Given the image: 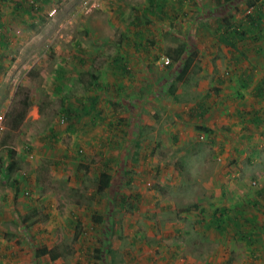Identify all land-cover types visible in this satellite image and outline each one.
Here are the masks:
<instances>
[{"label":"crops","instance_id":"1","mask_svg":"<svg viewBox=\"0 0 264 264\" xmlns=\"http://www.w3.org/2000/svg\"><path fill=\"white\" fill-rule=\"evenodd\" d=\"M81 1L83 0H4V4L0 5V112L5 113L9 108L8 95L16 90L18 78L20 81H32L28 84H34L37 91H41V96L47 99L41 103L34 95H29L28 98L19 95L11 119L6 124L8 130L0 134V176H4L0 179L1 233L12 232L15 236H24V233L30 232L38 242L32 249L24 242L20 243L19 248H14V244L0 248V264H3L4 260L7 261L6 264H41V196L38 198V194H41L42 155L54 157L47 159L54 165H47L46 169H43L48 173L56 172L59 164L69 162L71 164L66 174L71 175V181L82 183L87 176L93 175V178H89L90 183L105 187L110 183L111 176L118 173H129L128 175L133 177L142 175L138 170L142 165H135V168L121 167L122 158L126 155L131 158L133 154L140 157L145 151L148 154V146L143 147L145 151L142 152L137 148L139 143L157 145L159 141L162 143V149H168L171 144H180L184 148L183 156L182 153L179 155L181 160H185L182 163L186 167L184 172L191 178L200 173L198 184L201 185L202 192L195 196L187 194V197H192L195 201L192 206L179 211L183 217L181 232L184 239L180 244L173 240V252H169L171 242L163 243L165 239L160 241V236L155 235V228L147 231L152 241H155L153 246V242L150 245L152 252L154 253L157 247L160 248L154 264H264V210L253 208L254 212L244 214L245 204L235 199L241 196L244 187L240 182L244 181L248 173L251 176L255 172L254 168H249L250 165H244L242 172L238 167V160L242 158V144L250 143L248 145L259 148L258 151L263 150L260 155L263 160L261 171L264 170V83L258 86L259 80H264V23L258 26L259 31L256 30V25L249 22L243 25L246 33L237 34L233 38L232 49L218 40V36L224 31L223 26L219 28L215 24L213 31L209 30L205 34L202 28L200 39L189 48L187 36H182L181 30H187V23L182 21L188 15V3L194 0H147V4L146 0H139V5L144 7L137 8H133L138 6L136 0H100L105 9L103 12L99 14L97 11L84 16L83 22H69L67 18L70 16L76 19L82 15L81 11L77 10ZM240 1L243 9L239 7V0L230 2L234 7L231 10L235 17L230 18L232 22L239 21L244 14L254 12V5L247 3L249 0ZM203 5L221 7L216 5L214 0L195 2L198 9ZM132 8L134 10L131 12ZM51 9L55 11L49 16ZM153 25L162 27L159 37L155 34ZM117 28L121 33L113 41L106 38L108 33ZM90 30L99 33L94 35V39L89 35L93 41L87 47L78 45L79 33L82 31L81 35L84 37L85 31ZM125 31L130 33L126 34ZM210 31L211 34L208 35ZM164 33L175 35L177 43L184 47L179 60L172 64L181 65L182 59L192 54L191 66L181 81H187L192 73L197 74L198 80L194 85L196 92L204 100L193 102L186 99V103L183 102L176 111H167L166 115L164 112V116L160 117V123L167 121L162 126L165 131L161 129L159 133L158 129H154L150 134L144 132L141 137L137 110L132 108L134 105L130 107L121 102L120 96L126 91L129 92L128 81L144 74L142 67H145L147 61L157 62L153 60L156 53H161L159 58H166L163 52ZM107 46H111L110 53L103 50ZM153 48L157 51L150 52L153 53L150 59L148 51ZM104 55L107 58L105 61ZM102 58L103 63H99ZM95 67L102 72H94ZM80 75H84L85 81L79 82ZM248 77L251 81H244V78ZM99 78L104 83H100ZM71 80L77 85L71 87ZM93 80H96V83ZM79 83L82 84L80 88L84 89L85 94H89L86 98L71 95L77 92ZM41 84L45 86L42 90ZM63 87L66 89L64 95ZM235 88L242 92V98L234 96L237 95L233 94ZM23 89L29 91L28 87ZM99 92L104 93L106 104L93 106V98ZM258 94H262L261 97H257ZM218 95L224 98L213 104ZM48 101L56 105L54 113L48 111ZM112 101H116L119 106L113 109L110 103ZM229 102L234 105L233 108L226 105ZM80 111L84 114L83 117ZM223 111L228 121L224 123L226 125H210L213 117ZM169 114L174 118L172 121L168 120ZM207 117H212L213 120H208ZM141 118L143 122L147 119L142 116ZM12 120L14 123L11 124ZM147 123L154 127L156 121L149 118ZM38 124H47V130L50 129L48 131L52 133L43 139V144L42 136L30 137L27 141V135L19 140L17 130L29 132ZM52 125L62 127L60 134L51 128ZM198 127L206 133L205 142L209 143L210 147L203 145L212 152L210 155L207 154L206 147L201 149L191 146V142H196L192 137H196ZM65 141L69 142L70 147L60 145ZM131 143L134 144L133 147ZM231 144V151L235 156L229 152ZM42 146L45 148L43 152ZM62 147H65L66 151ZM27 148L29 152L25 153ZM217 156L222 157L227 164L221 168L214 163L216 166L211 168L210 161L219 160ZM194 157H197L200 165H196V161L191 164ZM204 157L208 160L209 171L206 173L205 169L204 172L201 171V166L205 163ZM115 158L121 160L116 167L113 165ZM10 162L14 163L13 171L8 170ZM220 169L225 173L237 174L236 178L241 174L239 181H236L239 184L231 185V182L228 190H224L225 194L227 191L231 192L229 200L225 199L223 190L219 188L222 186L219 180L223 178L220 176ZM140 170L153 175L150 180L155 182L156 178L167 173L161 168L153 167ZM106 179L109 183L104 184ZM188 183L193 185L191 181ZM255 196L256 203L259 201L264 204V186L255 191ZM251 203L254 205L255 201ZM94 211L90 217L95 220L98 217L97 220H100L99 215L93 218ZM33 214L38 215L29 218ZM11 219L22 222L23 225L15 230V227L8 223ZM171 223L173 224L170 226ZM164 227L161 235L169 241L172 239L171 234L182 235L178 230V221L170 220L169 225L166 223ZM74 229L75 225L73 232ZM189 229L194 230V237ZM162 248L166 250L161 251ZM86 250H79L78 253L88 255ZM92 263L91 258L87 257L86 264ZM137 264H144L141 258Z\"/></svg>","mask_w":264,"mask_h":264},{"label":"rangeland","instance_id":"2","mask_svg":"<svg viewBox=\"0 0 264 264\" xmlns=\"http://www.w3.org/2000/svg\"><path fill=\"white\" fill-rule=\"evenodd\" d=\"M83 1H81L77 9L81 11V14L83 16L80 15V17L78 16V18L76 19L73 16H70L69 18H67V20L69 19V22H83L84 16L97 11L100 14L101 12H103V10H105L101 4V1L97 0V6L90 8L87 11H83ZM196 1L197 0H194V2L191 1L188 3V15L182 21L187 23L188 25L187 30H181V33L182 36H187V45L189 46V48H191L196 43L195 41L200 39L202 28L204 34L209 30L213 31L216 21L223 20L227 15H231L228 18H231L233 16V13L231 12L232 8H234L232 3L230 5H223L221 7L203 5L201 6V9H198L197 7H195ZM136 2L138 3V6H133V8L143 6L139 5V0H136ZM241 3L242 1L239 0L238 4L241 5ZM3 4L4 0H0V5L2 6ZM239 7L243 9L242 5ZM133 8L131 9V12L134 10ZM242 13L243 10L241 11V14ZM233 18L235 17L233 16ZM199 20L201 22H199ZM194 27H196V29ZM153 28H155V34H157L159 37L160 31H162V27L153 25ZM119 31V28L115 29V31L113 32L111 31L110 33H108L109 36L106 38H109L110 41H113L114 38L121 33ZM211 31L208 35L211 34ZM125 32L126 34L130 33L129 31ZM81 33L83 32L81 31L79 33L78 45L81 44L83 47H87V45L93 41L94 37L99 32H96L95 30L85 31L86 35L84 37L81 35ZM89 35H92L93 39H90ZM180 38L182 39V37ZM211 39H214V37H211ZM103 50L110 53L111 46H107ZM153 51L156 52L157 50L153 48L149 49L148 51L150 59L153 56V53L150 54V52ZM100 54L104 53L100 52ZM105 55L103 56L104 61L107 59L105 58ZM160 56L161 53L159 52L158 54L156 53V56L154 55L153 60H157V62H151V60L147 61V63H145V67H142L144 69V71H142L144 72V74L140 78H133L128 81L131 84L127 85L129 88V92L126 91L120 96V98H122L121 102L128 104L130 107L134 105L132 108L135 107V110H137V121L140 124L142 130L141 137L144 136V132L150 134L152 133V131H154V129H158L159 133H161V129L164 130L165 128L162 126H164L167 121L164 120V122L160 123V117L164 116V112L166 115L167 111H176L178 109V106H182L183 102L186 103V99L193 102L194 100L198 99L204 100L201 95H198V93L196 92V85H194L198 80V78L196 77L197 74L192 73L189 79L185 82L181 80L174 81V76L178 71L180 64L176 63L170 65L168 64V62L164 61V58H159ZM99 63H103V58L99 60ZM97 70H99V72L101 71V69H99L98 67H95L93 71L95 72ZM136 72L139 71L136 70ZM83 77L84 75H80L79 82L85 81V78ZM18 79L19 82L17 84L16 90L14 91V93H9L8 95L10 98L9 108L5 113L0 112V134L8 130L6 128V124L7 121L11 119V113L14 106L17 104V98L19 97V95H24L25 98H28L29 95H34L36 100L41 101V103L47 101L45 96H41V91H37L34 84H28L32 81H20V78ZM99 80L100 83H104L102 82V79L99 78ZM70 83H72L71 87H73L75 84L77 85V83L73 80H71ZM171 83H174L173 89H170L169 87ZM80 85L82 84L79 83L77 92L71 95H76V97L83 96L86 98V96H89V94H85L86 92H84L83 88H80ZM25 87H28L29 91H27L28 89L25 91V89H23ZM44 87L45 86L41 84V90ZM224 88L227 89L229 87ZM65 90L66 89H64L63 87V95L65 93ZM234 93L237 94L234 95L237 98L243 97L242 92L236 88L233 90V94ZM103 94V92L98 93V101L96 106H99L103 103L106 104ZM218 97L219 95L217 96L216 101L213 102V104L218 102L217 100H221L222 98H224ZM53 98L56 99V96H54ZM48 102V111L54 113V107L56 105L52 101ZM226 105H231V102L226 103ZM231 107L233 108L234 105H231ZM80 113L81 117H83L84 114H82L81 111ZM141 116L145 117V119L147 118L145 122H143V118H141ZM14 117H16L17 119V114H15ZM65 117L67 116L65 115ZM167 117L169 121H172L174 119L171 114H169ZM149 118L156 121L154 127L147 123ZM207 118L208 120H213L214 118L210 125L212 123H215L218 124V126L222 127L226 125L224 123L228 122L227 118L225 117L224 111L220 114L215 115L213 118ZM12 123H14V120L11 121V124ZM27 128L29 127L27 126ZM47 128V124H38L37 126H34L33 129H31L32 131H29L30 133L28 131L25 132L22 129L17 130L16 133L17 136H19L20 141L24 136L27 135L29 136L28 138L25 137L27 141L30 140V137L41 138L42 136L43 144V142H45L44 140L48 137V134L51 133L50 131H48L50 129L47 130ZM51 128L55 132L60 134V129L62 127H56L55 125H52ZM196 130V137H194L195 135H193L192 139L197 143L191 142V146L195 148L205 149L206 146L203 144H209L205 142V140H207L206 133L199 127ZM221 133L222 132H220V134ZM13 136L17 138L15 134H13ZM229 136L231 137L230 134ZM73 142H76V140H73ZM61 144L62 146L70 147L69 142L65 141V143L63 142L60 143V145ZM143 144L144 143H139L137 148L141 149L143 152L145 151L144 148L148 146L147 151H149L150 153L147 154L145 151L144 155H141L140 157L135 156L134 154L131 158H128L129 155H126L127 157L123 156L122 163L120 164L121 167H134L135 165L138 167L142 165L141 167H139V169L137 168L139 170V173H142V175H137L139 177H133L131 175H128L129 173H127L126 175L118 173L111 176L112 179L110 180V183L105 187L101 184L98 186H96L94 183L91 184L89 178H93V175L87 176L84 180L85 182L82 183L77 180L71 181V175L68 176V174H66L68 168H70L69 165L71 163L69 162H66L65 164H59L56 172L50 171L51 173H48L43 169H46L47 165H54L49 160H47L54 157H51L52 155H42L41 194H38V198H40L41 196V203H39L41 204L40 241L43 244L41 245V264H86L87 257L91 258V261L93 262L92 264H137L140 258L144 264H149L150 262H153L152 264H154L157 258V251H159L160 248L157 247L154 250L155 252H152V246L155 241H152V238L149 237L150 234L147 231L153 230V228L157 230V234H154L156 236H160V241H163V239H165L163 243L171 242V244L169 245V252H173V240L176 243L180 244V242L184 239L183 233L181 232L182 225L184 223L181 222L183 217L179 211L194 204L195 200L192 197H187V194L195 196L198 193L202 192L201 185L198 184V178L201 175H199L200 173H198L194 175V178H191L189 177V175L185 174L184 168L186 167H184V165L182 164L185 160H181V158L179 157L181 153L183 156L184 152L182 151L184 150V148L180 144H174V146L173 144H171L168 149H166V147H163L162 149L161 141H159L157 145ZM248 144L250 145V143L246 142L242 144V158L240 157V159L238 160V167L242 172L244 165H250L249 168H254L255 172L251 176L248 173V175L245 176L244 181H242L243 183L240 182V185L244 184V187L242 188L241 196L235 198L236 200L238 199L239 202H242V204H245L246 207L243 211L244 214H251L252 212H254L253 208L261 211L264 210V204L259 203V201L258 203H256L257 197L255 196V191L264 186V170L263 172L261 171L263 168V164H261V161L263 160H261L262 155H260V151L263 150L261 149L260 151H258L259 148H253ZM131 145V147L134 146L133 143H131ZM43 146L42 152L45 151V148ZM45 146L47 145L45 144ZM65 147H62V149H65ZM232 147L233 145L231 144L229 146V152L231 151ZM206 148L208 150L207 154L210 155L212 152L208 149V147ZM28 152L29 149L27 148L25 153ZM231 154L234 155L232 151ZM217 158L220 161H210L211 168L216 166L215 164L220 165L221 168L222 165L224 166L225 164H227V162L224 161L222 157L217 156ZM204 160L205 163L204 166H201V171L204 172L205 169L206 173L209 171L207 167L208 160L206 161V157H204ZM113 161V165L115 164L116 167L119 165L118 163L121 160L120 158H115V160L113 159ZM70 162L72 161L70 160ZM194 162L196 165L201 164L198 161L197 157L193 158L191 164H194ZM49 167L50 166H48V168ZM152 167L161 168L164 172L167 173L163 176L160 175L158 178H156L155 182L154 180H150L151 178H153V175L148 174L149 172H141L140 170L141 168H145L146 170H148V168ZM220 170L222 171V169ZM21 171H23V168L21 169ZM21 171H19L20 174H22ZM234 175H232V173L230 172L225 173L222 171L220 173V176H222L223 178L222 180H219L220 184L222 185L219 188L223 190V194H225L224 190H228L229 186L239 184V182L236 181H239L241 174H239V178H236L237 174L235 176ZM3 178V175L0 176V179ZM6 180L9 181V177L6 178ZM189 181L193 183L192 186H190L189 183L187 184V182ZM231 182L232 184L230 185ZM91 189L95 190L92 192L90 191ZM230 193V191H227V194L224 195L226 200L231 199ZM202 195H204V193ZM231 195L234 196L233 193ZM96 200L97 202L95 203ZM251 201H255L254 205L251 203ZM93 205H95L97 208H95ZM209 208V205H207V209ZM34 209L36 208L34 207ZM93 210H95L93 212V215H99L101 217L100 220H95L90 217V214ZM37 215L38 214H33L29 218L32 219ZM77 220L81 222V227L77 238L73 240L72 233L75 222ZM170 220L178 221V223L180 224L178 230L182 234H171V241L161 235L162 230L165 229V224L167 223L169 225ZM8 223L11 226H14L15 230H18V227H21L23 225L22 222L14 221L13 219H11V221L9 220ZM172 224L173 223H171L170 226ZM4 226H7V224H4ZM1 229L2 228L0 227V248H4L13 244L14 248H19L20 243L24 242V244L29 245L30 249H32L38 243L37 240H35V238L31 236L30 232L25 231L26 233H24V236H22L21 234L15 236L14 234H12V232L2 234ZM189 232L191 233L192 237L195 236L194 230L189 229ZM151 243L152 246H150ZM83 249H87L86 251L88 252V255H85L84 253H78L79 250L82 251ZM163 250L166 249L162 248L161 251ZM90 251H92V253ZM175 252L177 254V249ZM48 255H50L51 257H48ZM16 257L17 256L15 255L14 258L16 259ZM6 262L7 261L4 260L2 263L6 264ZM32 262L33 261H31V263Z\"/></svg>","mask_w":264,"mask_h":264},{"label":"trees","instance_id":"3","mask_svg":"<svg viewBox=\"0 0 264 264\" xmlns=\"http://www.w3.org/2000/svg\"><path fill=\"white\" fill-rule=\"evenodd\" d=\"M216 5L218 6H222V5H230L231 1L233 0H214ZM248 5H254V12H251L249 14H244L242 18H240L239 21L237 22H232V20L228 17H230L231 15H227L225 16V18L223 20H218L216 21L217 26L220 27H224V31L220 34V36H218V40L223 43L225 46H228L229 48H233V38L237 35V34H242L244 35L246 32V28H244L243 25L247 24L248 22L251 25H256L257 26V31H259V27L261 25V23H264V0H249ZM255 23V24H253ZM163 40H164V56L168 59V61L172 64L175 63L176 61L179 60V58L181 57L184 47L180 44L177 43V39L176 36L173 35H169L164 33L163 34ZM192 63V54L190 56H186L184 59H182V63L180 65V68L177 72V74L174 77V81H180L183 80L185 73L189 70L190 66ZM246 79L248 81H251V79L248 78H244V81H246ZM94 81V80H93ZM96 81V80H95ZM94 81V82H95ZM96 83V82H95ZM264 83V80L261 78L258 82V86L262 85ZM96 85V84H95ZM174 83L170 84V89L174 88ZM261 88H259L260 90ZM262 94H258L257 97H261ZM113 109L117 106H119V104L115 101L110 102ZM97 104V95L94 96L93 98V102L92 105H96ZM12 151V150H10ZM14 169V163L10 162L9 163V171H13ZM109 183L108 180L106 179L104 181V184ZM96 215H93V218ZM98 217H96L97 219ZM99 219V218H98ZM80 227H81V223L79 221H76L75 224V229L74 232L72 234V239H76L79 232H80Z\"/></svg>","mask_w":264,"mask_h":264},{"label":"built area","instance_id":"4","mask_svg":"<svg viewBox=\"0 0 264 264\" xmlns=\"http://www.w3.org/2000/svg\"><path fill=\"white\" fill-rule=\"evenodd\" d=\"M98 5V1L97 0H84L83 1V4H82V10L83 11H87L89 10L90 8H93L95 6ZM54 9H51L48 13L49 16H51L53 13H54ZM165 62H167V58H165L164 60ZM0 120H1V116H0Z\"/></svg>","mask_w":264,"mask_h":264}]
</instances>
